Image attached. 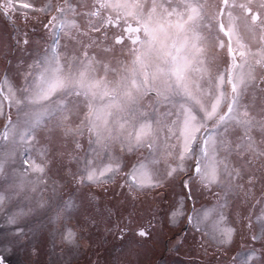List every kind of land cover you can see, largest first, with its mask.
I'll return each mask as SVG.
<instances>
[{
    "label": "snow or ice",
    "instance_id": "1",
    "mask_svg": "<svg viewBox=\"0 0 264 264\" xmlns=\"http://www.w3.org/2000/svg\"><path fill=\"white\" fill-rule=\"evenodd\" d=\"M0 19L27 54L0 72V224L15 243L47 228L77 246L73 216L94 223L90 190L117 178L133 204L101 215L121 240L150 237L138 194L179 179L168 222L228 251L239 200L251 251L230 264H264V0H0ZM57 163L76 186L66 198Z\"/></svg>",
    "mask_w": 264,
    "mask_h": 264
},
{
    "label": "rangeland",
    "instance_id": "2",
    "mask_svg": "<svg viewBox=\"0 0 264 264\" xmlns=\"http://www.w3.org/2000/svg\"><path fill=\"white\" fill-rule=\"evenodd\" d=\"M39 3L41 0H34ZM17 28L25 29L33 41H40L43 32L40 25L35 22L25 24L22 18L15 17ZM35 27L36 32L31 28ZM10 35L12 25L0 19V72L11 62L13 65L26 53L19 52ZM51 177L58 181L57 191L67 197L68 193L75 191L76 186L71 177L59 163L53 166ZM120 179L104 188H92L95 194L94 204L99 209H93L86 215H95L92 224H85V215L73 216L70 226L75 227L79 233L78 244L75 247H66L61 243L59 235L45 228L42 232L29 235L26 240L15 243L12 231L0 224V252H3L6 264H230L235 256L237 260L243 259L251 251L247 246L251 242L247 233L239 230V217L247 215V206L239 200H234L229 210L233 224L237 227V235L228 251H222L211 242L201 244L200 234L197 233L185 219L171 225L164 213L170 208L182 193L180 180H174L166 187L155 192H141L135 201L141 223L147 224L153 219L149 229L150 237L140 238L128 235L124 240L115 234V217L110 222L101 212L107 209H128L132 206L131 195L126 189L119 187ZM51 187V183L49 184ZM88 189L78 192L86 202L90 198ZM51 196V192L45 193ZM198 204L210 205L213 200L207 195L197 193ZM29 229L31 226H28ZM259 247V245H255Z\"/></svg>",
    "mask_w": 264,
    "mask_h": 264
}]
</instances>
